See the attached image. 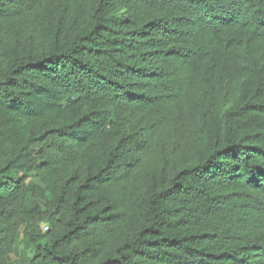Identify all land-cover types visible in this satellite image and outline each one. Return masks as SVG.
Returning a JSON list of instances; mask_svg holds the SVG:
<instances>
[{
  "label": "trees",
  "instance_id": "1",
  "mask_svg": "<svg viewBox=\"0 0 264 264\" xmlns=\"http://www.w3.org/2000/svg\"><path fill=\"white\" fill-rule=\"evenodd\" d=\"M264 264V0H0V264Z\"/></svg>",
  "mask_w": 264,
  "mask_h": 264
},
{
  "label": "rangeland",
  "instance_id": "2",
  "mask_svg": "<svg viewBox=\"0 0 264 264\" xmlns=\"http://www.w3.org/2000/svg\"><path fill=\"white\" fill-rule=\"evenodd\" d=\"M32 251L27 247L23 241H19L15 252L9 257V264H23L24 260L31 257Z\"/></svg>",
  "mask_w": 264,
  "mask_h": 264
}]
</instances>
